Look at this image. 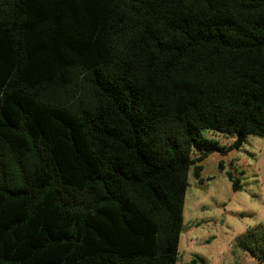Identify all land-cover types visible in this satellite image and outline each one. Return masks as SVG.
Masks as SVG:
<instances>
[{"label": "trees", "instance_id": "16d2710c", "mask_svg": "<svg viewBox=\"0 0 264 264\" xmlns=\"http://www.w3.org/2000/svg\"><path fill=\"white\" fill-rule=\"evenodd\" d=\"M248 136L264 0H0V264H176L191 170Z\"/></svg>", "mask_w": 264, "mask_h": 264}, {"label": "rangeland", "instance_id": "374dc122", "mask_svg": "<svg viewBox=\"0 0 264 264\" xmlns=\"http://www.w3.org/2000/svg\"><path fill=\"white\" fill-rule=\"evenodd\" d=\"M201 136L224 147L234 141L211 131ZM201 166L198 177L189 174L176 264H258L235 241L247 230L264 231V138L248 136L239 150L212 153ZM227 173L239 181V191Z\"/></svg>", "mask_w": 264, "mask_h": 264}]
</instances>
